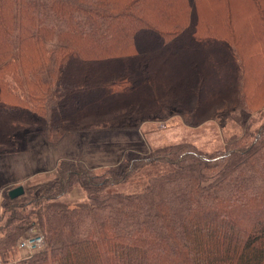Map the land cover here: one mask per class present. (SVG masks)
I'll list each match as a JSON object with an SVG mask.
<instances>
[{
    "label": "trees",
    "instance_id": "trees-1",
    "mask_svg": "<svg viewBox=\"0 0 264 264\" xmlns=\"http://www.w3.org/2000/svg\"><path fill=\"white\" fill-rule=\"evenodd\" d=\"M171 110L193 125L223 113L241 133L122 172L61 161L50 188L2 205L4 262L264 264V0H0V155L22 132L57 144ZM76 186L86 199L64 202ZM34 228L45 249L17 258Z\"/></svg>",
    "mask_w": 264,
    "mask_h": 264
},
{
    "label": "rangeland",
    "instance_id": "rangeland-1",
    "mask_svg": "<svg viewBox=\"0 0 264 264\" xmlns=\"http://www.w3.org/2000/svg\"><path fill=\"white\" fill-rule=\"evenodd\" d=\"M171 113L173 110L167 119L152 117L130 129L74 131L57 144L46 142L37 132L18 134L14 140L15 152L0 155V213L10 190L22 186L25 193L18 202H27L41 190L50 188L56 178L58 164L64 160L82 162L93 170L111 168L122 172L131 160L143 158L158 148L184 144L203 154H214L223 150L229 138L241 133L240 126L223 113L215 120L199 125L187 124L181 116H171ZM143 175L133 178L130 184L122 185L120 190H141L145 182ZM85 199L86 194L76 186L63 201L75 204ZM16 253L17 258L29 256L18 246ZM0 260L4 262L1 257Z\"/></svg>",
    "mask_w": 264,
    "mask_h": 264
},
{
    "label": "built area",
    "instance_id": "built-area-1",
    "mask_svg": "<svg viewBox=\"0 0 264 264\" xmlns=\"http://www.w3.org/2000/svg\"><path fill=\"white\" fill-rule=\"evenodd\" d=\"M30 231L32 232L20 239L18 247L27 251L29 255H33L43 251L46 247V243L44 237L40 234L38 229L34 228ZM0 264H19V262L17 260L10 262H3L0 260Z\"/></svg>",
    "mask_w": 264,
    "mask_h": 264
},
{
    "label": "water",
    "instance_id": "water-1",
    "mask_svg": "<svg viewBox=\"0 0 264 264\" xmlns=\"http://www.w3.org/2000/svg\"><path fill=\"white\" fill-rule=\"evenodd\" d=\"M25 193V190L22 186L16 187L9 191L8 195L11 199H17L21 196H23Z\"/></svg>",
    "mask_w": 264,
    "mask_h": 264
},
{
    "label": "crops",
    "instance_id": "crops-1",
    "mask_svg": "<svg viewBox=\"0 0 264 264\" xmlns=\"http://www.w3.org/2000/svg\"><path fill=\"white\" fill-rule=\"evenodd\" d=\"M21 256H23V255H21Z\"/></svg>",
    "mask_w": 264,
    "mask_h": 264
}]
</instances>
